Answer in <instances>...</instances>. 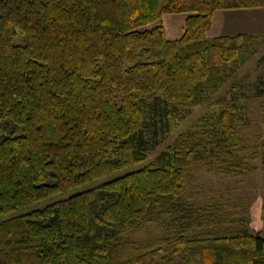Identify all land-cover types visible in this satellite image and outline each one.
I'll return each instance as SVG.
<instances>
[{"label":"trees","instance_id":"16d2710c","mask_svg":"<svg viewBox=\"0 0 264 264\" xmlns=\"http://www.w3.org/2000/svg\"><path fill=\"white\" fill-rule=\"evenodd\" d=\"M259 6L264 0H0V216L143 162L244 60L252 38L207 36L213 13ZM174 13L187 16L171 40L156 23ZM232 90L210 120L152 161L1 218L0 264H264V235L233 225L219 202L182 197L199 169H250L243 94ZM143 222L169 234L128 239Z\"/></svg>","mask_w":264,"mask_h":264},{"label":"rangeland","instance_id":"374dc122","mask_svg":"<svg viewBox=\"0 0 264 264\" xmlns=\"http://www.w3.org/2000/svg\"><path fill=\"white\" fill-rule=\"evenodd\" d=\"M186 16V13L165 14L156 24H162L166 38L174 40L181 36ZM234 34H245L252 38L243 46L241 55L244 60L217 91L208 93L201 105L194 107L171 132L163 135L157 147L147 154L143 162L29 203L15 212L0 216V219L40 208L53 200L83 191L152 161L162 150L173 145L178 136L190 130H198L201 122L210 120L219 110L215 102L221 98H230L234 86L243 94L239 100L244 113L239 129L245 147L244 161L250 169L239 175L199 169L196 181L186 189L182 197L197 205L219 202L233 220V225L245 226L252 232L264 235V6L215 11L207 36ZM251 153L256 156L253 157ZM202 231L198 229L192 233ZM167 234L169 231L156 222H143L126 232L127 238L133 242H159Z\"/></svg>","mask_w":264,"mask_h":264}]
</instances>
